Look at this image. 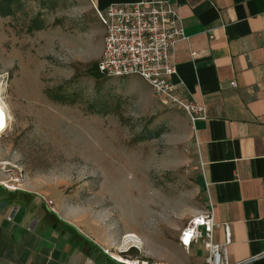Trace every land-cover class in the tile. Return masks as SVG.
Returning a JSON list of instances; mask_svg holds the SVG:
<instances>
[{
    "label": "rangeland",
    "instance_id": "obj_1",
    "mask_svg": "<svg viewBox=\"0 0 264 264\" xmlns=\"http://www.w3.org/2000/svg\"><path fill=\"white\" fill-rule=\"evenodd\" d=\"M37 13L45 27L28 31ZM103 36L89 0H23L0 16V96L10 115L2 180L15 187L21 173L41 174L40 187L50 182L53 196L107 220L117 246L185 264L177 234L207 202L187 117L137 75L91 76Z\"/></svg>",
    "mask_w": 264,
    "mask_h": 264
},
{
    "label": "crops",
    "instance_id": "obj_2",
    "mask_svg": "<svg viewBox=\"0 0 264 264\" xmlns=\"http://www.w3.org/2000/svg\"><path fill=\"white\" fill-rule=\"evenodd\" d=\"M89 1L102 9L138 0ZM171 1L188 37L170 52L172 79L186 98L206 107L194 128L187 119L191 143L206 208L211 203L214 220L228 225L223 254L235 263L264 250V0ZM40 176L21 173L13 189L0 184V264H116L104 252L123 247L107 233L109 222L90 217L61 191L53 196L52 183L34 182ZM213 241L225 242L222 227L214 229ZM179 245L187 264H204L201 241ZM244 264H264V256Z\"/></svg>",
    "mask_w": 264,
    "mask_h": 264
},
{
    "label": "built area",
    "instance_id": "obj_3",
    "mask_svg": "<svg viewBox=\"0 0 264 264\" xmlns=\"http://www.w3.org/2000/svg\"><path fill=\"white\" fill-rule=\"evenodd\" d=\"M94 9L104 28L103 47L97 64L104 76L120 78L137 75L149 84L157 99L182 110L193 128L196 120L205 119V105L186 98L179 89V83L172 79L176 67L170 60V52L177 41L188 37L182 17L171 0L111 3L102 9L94 6ZM231 85L235 86V81ZM0 184L13 189L4 180H0ZM46 202L54 211L52 200ZM216 227L223 228L224 243L213 241ZM197 241H201L207 250L204 264H244L264 256L263 250L245 260L229 263L223 254V246L230 241L229 227L214 220L211 203L207 208L194 212L180 230L179 242L183 247L188 248ZM130 246L117 248L115 252L104 249V252L116 264H167L131 256L128 254Z\"/></svg>",
    "mask_w": 264,
    "mask_h": 264
},
{
    "label": "trees",
    "instance_id": "obj_4",
    "mask_svg": "<svg viewBox=\"0 0 264 264\" xmlns=\"http://www.w3.org/2000/svg\"><path fill=\"white\" fill-rule=\"evenodd\" d=\"M23 6V0H0V16H13L17 10L21 9ZM45 27V22L43 18L37 13L31 20L30 24L27 27L28 31L32 30H41ZM98 62H93L87 69L88 73L93 76L94 78H102L104 75L98 70L97 67ZM57 101H62L61 94H54L52 96ZM128 254L131 256H141L139 252L134 248L131 247L128 251ZM148 259V258H146ZM149 260V259H148Z\"/></svg>",
    "mask_w": 264,
    "mask_h": 264
},
{
    "label": "bare ground",
    "instance_id": "obj_5",
    "mask_svg": "<svg viewBox=\"0 0 264 264\" xmlns=\"http://www.w3.org/2000/svg\"><path fill=\"white\" fill-rule=\"evenodd\" d=\"M1 97L2 95L0 96V133L6 130L8 126V118H10V115L6 112L8 109L6 110V105L4 101L1 99ZM125 237L135 238L136 236L132 233H127Z\"/></svg>",
    "mask_w": 264,
    "mask_h": 264
}]
</instances>
